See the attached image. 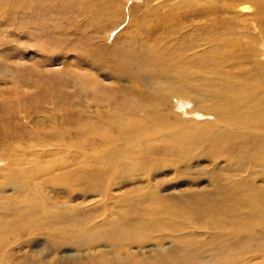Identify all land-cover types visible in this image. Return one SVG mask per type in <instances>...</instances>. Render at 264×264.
Wrapping results in <instances>:
<instances>
[{
	"label": "rangeland",
	"instance_id": "rangeland-1",
	"mask_svg": "<svg viewBox=\"0 0 264 264\" xmlns=\"http://www.w3.org/2000/svg\"><path fill=\"white\" fill-rule=\"evenodd\" d=\"M242 3L252 5L248 15L240 14ZM113 23L118 27L105 40ZM169 25L175 32L164 28ZM169 35L171 49L190 43L214 50L218 41L232 39L233 64L225 71L234 81L229 102L235 97L238 123L227 129L230 137L222 144H210L212 149L209 144L181 149L172 137L192 120L212 124L209 91L223 92L222 83L211 79L202 87L207 94L189 95L171 86L170 70L159 78L136 68L120 70V51L139 57L143 45L158 46ZM263 48L264 0H0V241L22 224L20 238L29 240L0 252V264H7L5 258L11 263L86 260L93 246L108 249L110 230H116L113 241L150 255L160 234L210 238L217 229L224 232L222 225L243 230L245 264H264V125L249 122L258 114L264 123ZM80 75H95L106 98L118 96L110 97V104L96 102V90L84 88ZM203 76L198 73L194 82ZM162 83L171 86V94ZM152 91L171 99L173 109L161 108L167 125L176 119L182 126L159 127L147 119V140L136 123L131 128L139 136L121 141V120L128 127L130 118L122 95L133 104V98L144 101ZM193 100L203 115L183 114ZM133 107L131 118H142L143 111ZM107 134L112 137L105 139ZM13 182L23 183L24 191L13 190ZM229 186L235 187L230 196ZM214 205L224 213L212 212ZM139 243L145 246L138 248ZM172 245L165 238L163 247ZM203 258L197 263L204 264Z\"/></svg>",
	"mask_w": 264,
	"mask_h": 264
},
{
	"label": "bare ground",
	"instance_id": "bare-ground-1",
	"mask_svg": "<svg viewBox=\"0 0 264 264\" xmlns=\"http://www.w3.org/2000/svg\"><path fill=\"white\" fill-rule=\"evenodd\" d=\"M121 1L127 2L128 0H121ZM252 9H253V7L250 3H242L238 6V10H239L240 14H242V15H248L252 11ZM43 13L45 15V11H43ZM12 22L14 24V19L12 20ZM112 26L113 27L111 30L108 29L109 31L107 32V36L105 37V40H108V35H110V32L118 27V23H115V24L113 23ZM172 27L173 26H171V25H169L168 27L164 26V28H169L171 30L173 29ZM175 30L176 29L172 30L169 33L175 32ZM168 31H170V30H168ZM10 32L11 31H9V33ZM161 34H163V33H161ZM119 36H120V33H117L114 40L116 41L119 38ZM160 41H161L160 45L158 44V46H150L149 44L143 45V48H142V51H141V54L139 57L137 55H135L134 53H132V51L131 52L130 51H123L124 53L120 51L119 56H118V58L121 59V60L119 59L120 60V64H119L120 70L128 72V70L136 68V72H137V70L144 71L147 74V76L150 75L153 78H159V75L165 76V71L170 70V71H168V73L166 72L167 73L166 77L168 76L167 79L172 80L171 81L172 83L170 82L171 86H173V87L176 86L177 90L179 89L181 91V92L179 91L180 93L189 94V95H191L193 93L195 95L196 94H202V95L207 94V93H205V91H202V90L207 89V88H202V87L203 86L207 87V85L209 84V81L211 79H213L214 83H216V84H217V81L220 84L222 83L221 87H222V90H224L223 92L220 89H219L220 91L219 90L218 91H215V90L209 91V93H210L209 94V100H210V97L214 98L213 101H211V105L209 104V106H215L213 108L214 110H212V109L209 110V112H211V115L214 114L213 120L211 121L212 124L209 121H204V122H199L197 125H195L196 122L192 120L191 122L189 121L188 124L184 125L182 129H179L177 131V133L175 134V136L172 137V140L174 142H178V145L181 149H184L187 144L188 145L189 144H192V145H194V144H197V145L209 144L208 145L209 149H212L211 145L222 144L226 140L225 138L230 137L229 134L227 133V129L237 128V123H238L236 121V104H237V101L235 103V97H234V99H232L231 102H229V98L232 97L233 94L235 93V85H234V81H229L227 79L228 74L226 73L227 67L229 65L233 64L232 39H227V38L225 39L224 38V40L218 41V44L215 46L216 48L213 47L214 50H212L211 47H209V49L205 48V49L197 50V47H199L200 44L192 45L190 43L186 47L184 44H176V45H173V49L168 48L167 46L171 43V41H173V38L171 40L170 35L167 39L160 40ZM126 45L128 47L132 46V44H126ZM0 52H2V51H0ZM106 52H104V53H106ZM3 56H4V54H3ZM262 56L264 58V50L262 52ZM48 60H49V58H48ZM143 62L146 63V66ZM260 67H263L261 69V71L264 73V65L260 64ZM120 70H118V71H120ZM217 72H219L221 74H223L225 72L226 74L225 75H219ZM198 73H203V74H206L207 76H203V78L200 79L201 80L200 83H195L193 79L197 77ZM117 75H118V72H117ZM105 76L107 77V75H105ZM79 77H80L81 81L83 82L84 88L91 86L96 90V92H97L96 93V96H97L96 102H98V101L101 102L102 100H104L107 104H110V103H108V101L110 100V97L113 98L117 95L116 94L114 96V94L113 95L111 94L110 96L108 95L109 96L108 98H106V96H103L102 92L99 91L100 89H102L99 86L100 81L97 79V77L95 75H93V76L80 75ZM52 81H53V79H52ZM135 82L137 83V81H135ZM139 82L140 81H138V83ZM154 82H156V81H154ZM157 82H156V84H157ZM136 83H134V84H136ZM58 84H56V85H58ZM160 85H162L164 88H167V90L171 87L170 85H169V87H167L163 83ZM101 86H103V85H101ZM239 88L240 87L238 86V89ZM102 90H105V88ZM34 91H35V89H34ZM168 91L170 93V89ZM168 91H165V92L168 93ZM26 92H28L27 89H26ZM39 92H41V91H39ZM56 92H57V90H56ZM124 92H126V91H124ZM127 92H128V90H127ZM103 93L106 94V92H103ZM138 93H139V91H138ZM51 94H53V93H51ZM39 95H40V93H39ZM163 95L164 94H158L157 92L152 91L148 94V96L144 95L145 96L144 101L141 100L142 97L132 99V100L135 99L133 104L137 105L135 110H142L143 111L142 112V115H143L142 118L143 119L142 118H131L130 115L134 112L133 108H135V107H133V104L131 103V100L128 98V95L126 93L124 95H122L123 96V98L121 97L122 101H124V103H125L123 110L126 108V114H127L126 118H128V117H130V118H128V123H126L129 125L128 127H126L124 125L125 123H123V121L121 120V123L123 125V129L119 128V130H118V137L121 139V141H123V138H128L132 134H136V136H139V133H140V136L142 138L147 140V138H146V137H148V135L146 133L147 132V128H146V125H147L146 120L147 119L156 121L157 122L156 124L159 127L170 126V128H171L173 126H182L179 123L180 121L178 122L176 119L173 121V123H169V125H167V123H166V119H168L167 115H165L163 112H161V108L163 106L166 107V105H169L173 109L174 106L172 103H169L171 99L169 97H167L168 99L164 98ZM175 96H176V94H175ZM248 96H249V94H248ZM37 100H39V98H37ZM44 101H46V100H44ZM122 101L119 102L118 106H117V104L115 106L118 108L121 104H123ZM260 103H262V102H260ZM1 106H2V104H1ZM115 106L114 107L111 106V107L116 110L117 108ZM141 108H143V109H141ZM242 109H244V108H242ZM254 109L257 112H260V114H263V111H261L260 109L257 108L256 103L254 104ZM1 110H3V109H1ZM163 110H165V109H163ZM198 113H200L202 115L204 114L203 112H200L199 110H197L195 108V104H194V100H193L190 108L185 109L183 114H191L192 115V114H198ZM146 114H148V115H146ZM135 116L136 115H134V117ZM249 116L251 118L252 114H250ZM120 117H122V116H120ZM140 119L142 120L141 121L142 123H140L138 121ZM114 121H115V119H114ZM225 121H226V123H222ZM116 122H117V120H116ZM249 122H250V124H251V122H253V123H258L259 125L260 124L264 125V123L259 120L258 114L254 118H252ZM136 123L140 124V127H138V128H140L139 133L135 132V129L131 128V125L135 127ZM219 123H222V125L220 127H218ZM239 124H238V126H239ZM3 127H4V125H3ZM253 127H255V126H253ZM253 127L251 129H253ZM204 128L208 129L209 132H205V130H203ZM153 135L150 134V138ZM123 136H125V137H123ZM136 136L133 137L134 140L138 138ZM104 137L106 139V138H111L112 136L107 134V136L104 135ZM185 139H186V141H185ZM118 141H119V139H118ZM227 185H229V183L226 184V187H227ZM230 186H232V185L230 184ZM11 187L13 188V190H17L19 187H21L24 191L23 183L13 182V183H11ZM229 187H228V189H229ZM234 190H235V187H230V189L228 190L229 196L231 195V193ZM215 206L216 205L213 206V208L211 210L212 212H217L221 207L220 205H218L216 207ZM222 212L224 213V210ZM222 212L219 211L216 214H218L220 216L219 213H222ZM29 219L30 218H28L27 220H24V222L29 221ZM223 220L226 221L227 219L223 218ZM14 227H16V225H14ZM28 228H32V227L29 225ZM221 228L224 229V232H221L219 234V229H217L214 232L213 236H211L210 238H207L205 236L203 238L198 237V236L195 237V235H193L195 232L192 234L186 233L185 235L172 234L169 232H166L164 234H160L158 239L154 240L153 241L154 243L152 242L153 245L156 247V251L150 255L142 254L140 256L137 254V252H131L130 251V249L132 248V245H130V243L127 244L126 242H123V240H120V239L113 241V238L115 236H112L111 233L116 231V230H110V231H108V234H110L109 236L111 237L110 239H108L109 240L108 241V244H109L108 249H105L104 247L99 249V244H98L97 246L92 247L93 253H92V256L90 258H88L86 260L78 259V260L70 261V262L63 263V264H198L197 260H199L203 257H204L203 259H206L203 262L204 264H245L244 263L243 240H242V242L240 241L241 238L243 237V230L230 229L228 227L224 228V225H222ZM20 229H26L25 224H22V226L18 227V229L16 230V233L14 235L10 236L12 238V240L9 241L10 237H7L6 240L0 241V252L2 254L5 253L6 248L9 245L12 246V244H29V240L26 239V241L23 242L25 239L22 237L20 238V234H19ZM165 238L169 239V241H171L173 243L172 248L166 249L163 247V243H164ZM105 244H107V242H105ZM144 246H145V243H139V245L137 247L142 249ZM141 249H137V250L140 251ZM3 260H6L7 264H61L58 262L49 263L45 260H37V261L35 260L32 262H29V261H27V259H21V260H18L16 262H12V263L10 262L9 258H5Z\"/></svg>",
	"mask_w": 264,
	"mask_h": 264
}]
</instances>
